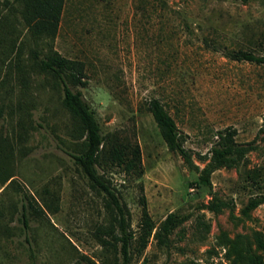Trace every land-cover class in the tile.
<instances>
[{"label": "rangeland", "instance_id": "1", "mask_svg": "<svg viewBox=\"0 0 264 264\" xmlns=\"http://www.w3.org/2000/svg\"><path fill=\"white\" fill-rule=\"evenodd\" d=\"M21 9L0 0V157L12 174L0 179V264H114L98 236L113 222L107 194L73 156L84 138L59 82L36 65L49 49L30 35ZM60 16L52 47L83 62L77 89L101 132L140 145L141 177L98 167L132 229H140L142 196L157 224L171 212L188 216L168 247L153 238L131 264H233L234 242L261 254L255 233L264 234V204L243 210L264 191V64L227 53L264 55V0H64ZM153 98L201 168L228 127L256 149L238 167L215 170L211 187L197 186L198 172L169 149L148 111ZM214 195L233 204V215L203 208Z\"/></svg>", "mask_w": 264, "mask_h": 264}, {"label": "trees", "instance_id": "2", "mask_svg": "<svg viewBox=\"0 0 264 264\" xmlns=\"http://www.w3.org/2000/svg\"><path fill=\"white\" fill-rule=\"evenodd\" d=\"M15 1L22 4V18L28 26L30 35L35 40L45 41L49 49L46 54L37 56L36 65L40 71L52 74L59 82L63 89L64 105L78 123V137L84 138L83 147L73 156L88 177L90 184L107 194V205L112 211L113 222L110 226L99 229V240L112 253L114 264H131L135 251L140 257L153 238L160 246L168 247L171 235L188 219V216L171 212L157 224L149 213L146 198L142 196L140 229L134 231L128 219L126 206L99 173V166L108 165L121 167L127 174L141 177L143 174L141 149L138 143L126 139L118 140L110 134L104 135L101 132L92 106L85 99L82 91L77 89V86L85 84L83 62L69 59L52 47V41L59 29L64 0ZM227 54L235 60L264 64V55L257 54L253 50L238 49L229 51ZM147 109L159 126L169 149L178 153L190 169L198 172V179L195 181L197 186L211 187V176L215 170L238 167L244 162L247 154L256 149L254 141L238 142L235 138L236 129L228 127L218 131V140L209 154L202 157L208 162L201 168L194 162L191 151L185 147L183 133L165 105L159 99L153 98L148 101ZM4 160H7L6 155L0 157V179L3 183L12 177V174L8 173ZM257 178L256 174L251 175L252 182L260 187L261 184ZM262 204H264V191L252 196L243 212L248 214ZM203 208H208L215 213L229 208L233 215L234 207L230 201L214 195L209 203L203 205ZM2 215L3 209L0 206V217ZM25 224H27L26 220ZM255 241L257 247L262 250L261 254H257L249 245L240 246L238 242L233 243L227 253L229 258L234 257L233 264H264V234L256 232Z\"/></svg>", "mask_w": 264, "mask_h": 264}]
</instances>
